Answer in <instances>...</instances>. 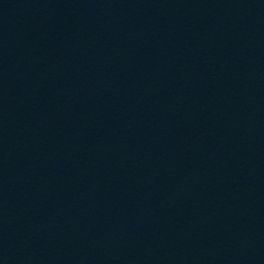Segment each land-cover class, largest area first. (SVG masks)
I'll return each mask as SVG.
<instances>
[{"label":"water","instance_id":"obj_1","mask_svg":"<svg viewBox=\"0 0 264 264\" xmlns=\"http://www.w3.org/2000/svg\"><path fill=\"white\" fill-rule=\"evenodd\" d=\"M0 264H264V0H0Z\"/></svg>","mask_w":264,"mask_h":264}]
</instances>
